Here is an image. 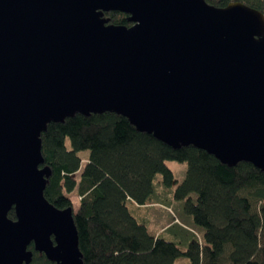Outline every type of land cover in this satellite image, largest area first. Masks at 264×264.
<instances>
[{"label":"water","instance_id":"obj_1","mask_svg":"<svg viewBox=\"0 0 264 264\" xmlns=\"http://www.w3.org/2000/svg\"><path fill=\"white\" fill-rule=\"evenodd\" d=\"M105 112L264 173V16L205 0H0V264H83L72 209L43 198L40 137Z\"/></svg>","mask_w":264,"mask_h":264},{"label":"trees","instance_id":"obj_2","mask_svg":"<svg viewBox=\"0 0 264 264\" xmlns=\"http://www.w3.org/2000/svg\"><path fill=\"white\" fill-rule=\"evenodd\" d=\"M205 2L217 8L242 3L264 16V0ZM104 17L111 25L131 26L124 13ZM40 141L43 165L50 169L43 198L60 210L72 209L69 195L78 198L72 219L83 264H173L181 255L189 264H264V173L250 163L226 167L194 147L171 149L108 112L49 124ZM85 151L82 160L78 153ZM166 161L186 163L173 199L202 229L201 242L192 239L185 252L151 236L127 206L151 205L157 175L173 186ZM7 217L15 219L13 210ZM32 254L29 264H54Z\"/></svg>","mask_w":264,"mask_h":264},{"label":"rangeland","instance_id":"obj_3","mask_svg":"<svg viewBox=\"0 0 264 264\" xmlns=\"http://www.w3.org/2000/svg\"><path fill=\"white\" fill-rule=\"evenodd\" d=\"M80 159L88 157V151L78 153ZM167 169L172 172L174 182L172 187H166L161 183V177L157 175L153 181L154 190L151 205L136 208L132 204H127L130 214L135 219L147 227L151 236L159 235L163 240L172 242L180 251L185 252L187 245L192 239L202 240V229L192 224L190 216L182 213V203L173 199L174 188L182 183L186 174V163L176 161H166ZM78 174H75L76 177ZM73 211L77 210L78 198L69 195ZM194 199V195L191 196ZM193 235V236H192ZM196 238H195V237ZM173 264H189L188 258L178 256Z\"/></svg>","mask_w":264,"mask_h":264},{"label":"crops","instance_id":"obj_4","mask_svg":"<svg viewBox=\"0 0 264 264\" xmlns=\"http://www.w3.org/2000/svg\"><path fill=\"white\" fill-rule=\"evenodd\" d=\"M154 236H156V234Z\"/></svg>","mask_w":264,"mask_h":264}]
</instances>
